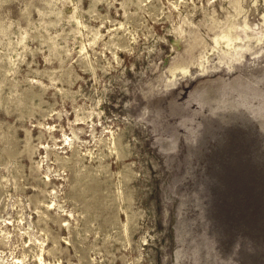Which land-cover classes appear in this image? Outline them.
<instances>
[{"label":"rangeland","instance_id":"obj_1","mask_svg":"<svg viewBox=\"0 0 264 264\" xmlns=\"http://www.w3.org/2000/svg\"><path fill=\"white\" fill-rule=\"evenodd\" d=\"M0 264H264V0H0Z\"/></svg>","mask_w":264,"mask_h":264},{"label":"bare ground","instance_id":"obj_2","mask_svg":"<svg viewBox=\"0 0 264 264\" xmlns=\"http://www.w3.org/2000/svg\"><path fill=\"white\" fill-rule=\"evenodd\" d=\"M222 37H224V36H222ZM218 41V40H217ZM236 78V77H235ZM40 255V254H39ZM38 256V255H37ZM41 260V259H40ZM42 263V262H41Z\"/></svg>","mask_w":264,"mask_h":264}]
</instances>
